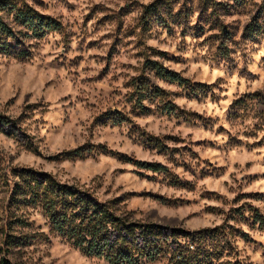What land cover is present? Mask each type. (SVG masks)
Listing matches in <instances>:
<instances>
[{
    "label": "rangeland",
    "instance_id": "rangeland-1",
    "mask_svg": "<svg viewBox=\"0 0 264 264\" xmlns=\"http://www.w3.org/2000/svg\"><path fill=\"white\" fill-rule=\"evenodd\" d=\"M6 1L60 27L26 38L0 12L22 41L0 52V117L24 132H0V264H108L19 200L13 188L29 171L119 199L140 221L209 232L201 264H264V35L247 32L263 0H167L168 27L145 30L142 6L155 0ZM148 59L189 86L156 77ZM144 76L163 90L146 111L132 95Z\"/></svg>",
    "mask_w": 264,
    "mask_h": 264
},
{
    "label": "trees",
    "instance_id": "trees-1",
    "mask_svg": "<svg viewBox=\"0 0 264 264\" xmlns=\"http://www.w3.org/2000/svg\"><path fill=\"white\" fill-rule=\"evenodd\" d=\"M208 1L202 0L201 4L207 7ZM171 11L172 6L167 0H155L142 6L143 30L148 29L154 20V23L168 27L166 15ZM0 12L14 14L16 22L27 31L24 34L26 38L42 37L60 27L57 20L40 14L29 6L18 8L15 3L6 0H0ZM247 32L252 37L264 35V0L257 18L248 25ZM19 35L0 16V52L11 51L15 46L21 45ZM145 68L163 81L189 86L187 79L156 60L148 59ZM132 89L133 97L145 111V101H152L163 94V90L152 84L146 76L135 78ZM176 109L172 103L164 107L169 113ZM0 132L17 138L24 133L17 121L8 117H0ZM69 155L82 156L77 150L69 152ZM137 164L153 172L165 170L158 164ZM26 174L28 176L22 177V183H16V188H13L20 196L19 200H29L31 204L41 206L44 216L50 221L52 232L88 257L104 260L108 264H151L165 258H170L174 264H201L205 263L201 261V256L207 255L208 258L206 246L202 244L212 238L209 232L191 234L181 229L143 222L135 219L133 212L123 211L118 206L121 202L119 199L102 201L94 193L75 185L61 184L47 173L29 171ZM257 221L264 225V219ZM4 261L10 264L9 260Z\"/></svg>",
    "mask_w": 264,
    "mask_h": 264
}]
</instances>
